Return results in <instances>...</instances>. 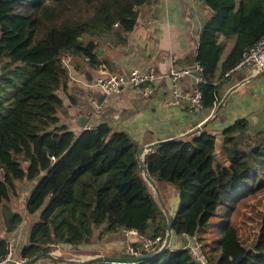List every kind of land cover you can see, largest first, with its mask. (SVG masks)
<instances>
[{
  "label": "trees",
  "instance_id": "obj_1",
  "mask_svg": "<svg viewBox=\"0 0 264 264\" xmlns=\"http://www.w3.org/2000/svg\"><path fill=\"white\" fill-rule=\"evenodd\" d=\"M150 1L0 0V231H14L54 182L69 180L65 198L51 207L34 232V246L25 249L27 260L50 246L82 252L100 228L99 239L133 229L151 231L159 246L165 240L166 217L139 171L138 143L104 123L75 134L58 117L68 64L77 67L88 58L96 69L101 36L124 44L138 9ZM203 1L210 16L200 29L195 59L202 67L203 106L210 111L219 103L225 74L264 38V0ZM145 166L159 193L169 186L177 193L172 234L196 237L215 216L223 230L241 201L264 191V130L252 132L238 118L219 139L203 131L161 143L146 155ZM23 184L35 185L24 214L11 204ZM6 242L0 237V258ZM137 264L193 263L186 249H168ZM231 264H264V209L251 247Z\"/></svg>",
  "mask_w": 264,
  "mask_h": 264
},
{
  "label": "crops",
  "instance_id": "obj_2",
  "mask_svg": "<svg viewBox=\"0 0 264 264\" xmlns=\"http://www.w3.org/2000/svg\"><path fill=\"white\" fill-rule=\"evenodd\" d=\"M137 12L136 25L127 34L124 44L112 43L110 34L101 36L97 51L99 66L96 69L89 67L86 60V63H81L77 67L68 64L67 92L59 93L63 103V110L58 114L60 124L66 125L75 134L80 133L83 129L79 127V120L89 119L90 100L96 98L102 103V113L98 120H102V123L113 131H126L140 147L164 139L181 137L199 127L198 133L193 136L207 131L219 139L222 129L238 118H245L252 132L264 130V77L248 80L252 75L249 69L236 72L221 82L218 88L219 102L228 96L217 117L208 121L212 110L203 109L189 114L176 106H166L167 101L171 100L167 80L158 84V90L150 98H144L138 91L130 89L112 96L98 92L93 87V82L101 71L126 74L133 69L145 71L149 67H154L165 73L171 68L190 66L195 41L190 37L189 29L190 27L194 29L197 41L202 25L210 16V11L202 0H154ZM187 15L188 22L184 20ZM233 41V38L228 41L225 54ZM224 56L222 55V59ZM194 86V76H187L179 83L178 89L187 92ZM95 122L89 119L85 127ZM34 184L22 185L20 195L26 192L27 199ZM160 195L173 215L176 211L174 207L178 205L177 193L169 186ZM220 212L221 210L219 214ZM22 213L24 214V211ZM33 215L37 219L39 213ZM30 217L31 214L27 213L26 217L24 214L25 219L11 233H4L3 229L0 231V237L13 245L15 259L26 258L25 249L34 246V232L39 227L31 230L33 223H30L32 220ZM101 229L96 231L90 245L79 248L82 252L69 253L71 247L50 246L48 253L54 259L42 258L35 264H74L61 260L86 261L97 256L123 257V248L127 241L125 236L118 232L106 234L99 239L97 234ZM147 234L150 235L152 232L149 231ZM194 238L200 240L199 236ZM193 242L192 237L172 234L169 249L171 251L185 249Z\"/></svg>",
  "mask_w": 264,
  "mask_h": 264
},
{
  "label": "built area",
  "instance_id": "obj_3",
  "mask_svg": "<svg viewBox=\"0 0 264 264\" xmlns=\"http://www.w3.org/2000/svg\"><path fill=\"white\" fill-rule=\"evenodd\" d=\"M184 20L187 22L189 21L188 15ZM193 30L194 29L190 27L189 35L195 41V49L190 66L171 68L165 73L159 72L154 67H149L145 71L133 69L126 74L101 71L95 78L93 87L105 96H112L123 90L130 89L138 91L144 98H150L158 90V84L167 80L170 86L171 100L167 101L166 106H176L189 114L203 110L202 86L204 85V79L201 76L202 67L195 59V52L199 40H195L196 36ZM85 60L87 61L88 58H85ZM243 69H249L252 75L264 70V38L244 51L241 59L225 74V77H230ZM187 76H194L195 86L191 91L181 92L178 89V85L182 79ZM90 107L91 114L89 119L97 121L102 113V103L98 102L96 98H93L90 100ZM93 127L94 125L92 124L85 127V129L91 130ZM120 233L127 239L123 248V257L130 258L151 254L157 248H160L161 239L159 237L144 235L133 229H122ZM192 238L194 241L193 244L185 248L192 263L217 264L208 258V254L199 240L194 237ZM14 250L13 245L7 242L4 255L0 258V264H8L10 262L14 264H23L27 261L26 258L15 259ZM109 264L135 263L112 262Z\"/></svg>",
  "mask_w": 264,
  "mask_h": 264
},
{
  "label": "rangeland",
  "instance_id": "obj_4",
  "mask_svg": "<svg viewBox=\"0 0 264 264\" xmlns=\"http://www.w3.org/2000/svg\"><path fill=\"white\" fill-rule=\"evenodd\" d=\"M68 184V179L64 180L61 178V180L54 182L48 191H45L42 194L41 200L37 203L32 212L33 214L37 212L39 213L37 219H35L34 215L31 213L30 218L32 220H30V223H33L31 230H35L36 228L40 227L51 207L60 199L65 197L68 191ZM22 189V185H19L16 196L11 199L13 208L19 210L20 212L25 211V203L27 202V199H25L27 193L24 192L20 195ZM51 194L54 196V198L50 196ZM174 208L176 210L177 204ZM263 209L264 191L241 201L237 205L236 209L230 214V223L226 229L221 230L220 228V216H215L212 218L210 221V226L203 233L198 235L200 237V240H198L206 250L208 258L212 262H219L220 264L224 262H226L225 264H231L236 261V259L242 253L251 247L253 241L255 240ZM168 211L170 210L168 209ZM221 211L222 212H220V215H223L224 210ZM29 214L30 213H28V215ZM26 215L27 212L25 211V217ZM68 252L74 253L72 250H68Z\"/></svg>",
  "mask_w": 264,
  "mask_h": 264
},
{
  "label": "water",
  "instance_id": "obj_5",
  "mask_svg": "<svg viewBox=\"0 0 264 264\" xmlns=\"http://www.w3.org/2000/svg\"><path fill=\"white\" fill-rule=\"evenodd\" d=\"M264 76V70L260 71L259 73H256L255 75H251V77L248 79L250 81L253 80H257L261 77ZM233 91V89H232ZM231 91V92H232ZM228 95H226L219 103L218 105L211 111V114L209 116L208 120H211L212 118H214L218 112L220 111L221 107L224 105L226 98ZM85 120V121H84ZM89 119L88 118H81L79 120V127L81 129H85L86 124L88 123ZM102 120H98L96 121L93 125H97V124H102ZM203 127V126H202ZM200 128V127H199ZM199 128H195L192 131L186 133L185 135L178 137V138H170V139H164V140H160V141H156L153 142L151 144H147L144 146H141L138 151L136 152V159L137 162L139 164V171L143 177V179L146 181V183L148 184V186L152 189L153 193L156 195L157 200L159 202L160 207L163 210V213L166 217V222H167V228H166V234H165V240L163 241L162 245L160 246V248L158 249V251L156 253H151V254H145V255H141V256H137V257H93V258H89L86 261H76V260H61L62 262H68V263H74V264H84V263H90V262H102V263H112V262H121V263H139L145 259H148L150 257L153 256H158L160 254H162L163 252L167 251L169 249V245L171 242V238H172V215L170 214V212L168 211L167 207L165 206V204L162 201V197L160 195V193L158 192L154 182L150 179V177L148 176L147 170H146V166H145V157L146 155L155 147H157L158 145H160L163 142H167V141H173V140H177V139H184L186 137L195 135L196 133H198ZM42 258H49V259H54L52 255H50L48 252L45 253H41L37 256H35L34 258H32L31 260L26 261L23 264H35L38 260L42 259Z\"/></svg>",
  "mask_w": 264,
  "mask_h": 264
}]
</instances>
